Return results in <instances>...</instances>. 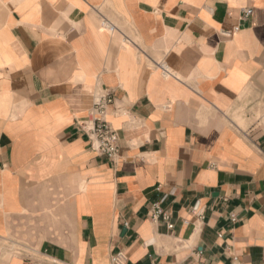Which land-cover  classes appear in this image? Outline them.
Wrapping results in <instances>:
<instances>
[{
  "label": "crops",
  "instance_id": "0c3cea01",
  "mask_svg": "<svg viewBox=\"0 0 264 264\" xmlns=\"http://www.w3.org/2000/svg\"><path fill=\"white\" fill-rule=\"evenodd\" d=\"M106 88L115 165L86 133ZM118 251L264 264V0H0V264Z\"/></svg>",
  "mask_w": 264,
  "mask_h": 264
},
{
  "label": "built area",
  "instance_id": "2783aa9c",
  "mask_svg": "<svg viewBox=\"0 0 264 264\" xmlns=\"http://www.w3.org/2000/svg\"><path fill=\"white\" fill-rule=\"evenodd\" d=\"M252 14L251 9L242 11L243 18H247ZM158 68L162 71L165 77H175L174 72L167 66L165 62L157 63ZM115 104L114 91L112 89L100 90L96 97L95 102L89 113V127L86 133L92 142V148H94L98 154L114 165L117 163L120 157V145L119 135L111 123L108 121L107 116L109 110ZM195 212H200V206L197 204L193 207ZM150 216L154 221L163 219L169 229H173L171 223V214L164 211L159 205H154L150 210ZM112 264H127L128 257L123 251H118L112 256Z\"/></svg>",
  "mask_w": 264,
  "mask_h": 264
},
{
  "label": "rangeland",
  "instance_id": "374dc122",
  "mask_svg": "<svg viewBox=\"0 0 264 264\" xmlns=\"http://www.w3.org/2000/svg\"><path fill=\"white\" fill-rule=\"evenodd\" d=\"M42 240V237H37L35 235L32 239H29L28 234L27 236H24V234L20 235L18 233H13L7 238V240L3 241L2 244L10 250L11 254H26L37 257L38 248Z\"/></svg>",
  "mask_w": 264,
  "mask_h": 264
}]
</instances>
